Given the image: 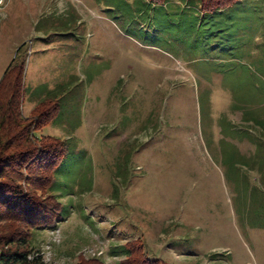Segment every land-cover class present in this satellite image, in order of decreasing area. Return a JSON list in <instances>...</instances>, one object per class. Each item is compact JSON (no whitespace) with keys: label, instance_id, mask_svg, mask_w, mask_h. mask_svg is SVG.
<instances>
[{"label":"rangeland","instance_id":"obj_1","mask_svg":"<svg viewBox=\"0 0 264 264\" xmlns=\"http://www.w3.org/2000/svg\"><path fill=\"white\" fill-rule=\"evenodd\" d=\"M198 17L184 3L0 0V79L23 61V117L52 112L37 134L68 147L61 219L34 248L59 228L70 264L92 246L119 264L110 250L130 240L167 264H264V0Z\"/></svg>","mask_w":264,"mask_h":264},{"label":"trees","instance_id":"obj_2","mask_svg":"<svg viewBox=\"0 0 264 264\" xmlns=\"http://www.w3.org/2000/svg\"><path fill=\"white\" fill-rule=\"evenodd\" d=\"M149 1L192 6L205 23L209 14L224 12L239 0ZM23 72L24 62L13 61L0 79V264H43L32 244L34 230L55 228L61 219L62 205L52 188L67 154V143L37 134L54 118L52 112L23 117ZM110 254L124 257L119 264H167L148 257L133 240L112 247ZM77 264L107 263L102 257H93Z\"/></svg>","mask_w":264,"mask_h":264},{"label":"built area","instance_id":"obj_3","mask_svg":"<svg viewBox=\"0 0 264 264\" xmlns=\"http://www.w3.org/2000/svg\"><path fill=\"white\" fill-rule=\"evenodd\" d=\"M51 232V242H49L44 248L42 249H37V255H39L42 259L43 264H70L69 261L62 260L59 261L55 255V252L53 250V246L55 243L59 244L60 242V229H53L50 231ZM78 257H87V258H93V257H102L105 255V250L103 249L102 246L96 247H86L81 249L77 253ZM107 264H110L108 261L106 262Z\"/></svg>","mask_w":264,"mask_h":264},{"label":"crops","instance_id":"obj_4","mask_svg":"<svg viewBox=\"0 0 264 264\" xmlns=\"http://www.w3.org/2000/svg\"><path fill=\"white\" fill-rule=\"evenodd\" d=\"M76 242H77V240H76Z\"/></svg>","mask_w":264,"mask_h":264}]
</instances>
